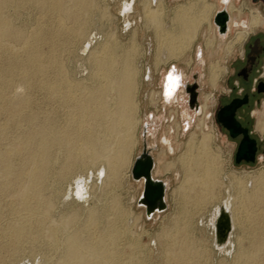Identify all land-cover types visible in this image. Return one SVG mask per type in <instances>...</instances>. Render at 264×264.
Here are the masks:
<instances>
[{
  "label": "bare ground",
  "instance_id": "1",
  "mask_svg": "<svg viewBox=\"0 0 264 264\" xmlns=\"http://www.w3.org/2000/svg\"><path fill=\"white\" fill-rule=\"evenodd\" d=\"M150 2L140 3L146 26L154 29L157 70L190 48L213 4L187 0L164 27L162 0ZM134 4L123 0L120 13L128 17ZM110 19L106 0H0V264H15L25 252L35 255L30 264H152L148 258L157 250L154 259L161 260L154 264H199L204 249L195 232L203 220L195 217L223 190L227 196L210 215L212 234L216 212L224 207L233 229L242 232L236 247L231 232L222 249L233 248L231 264H264V170L249 177L226 174L202 119L174 160L167 161L164 148L159 154L156 173L175 169L180 178L173 190L179 204L150 239L149 256L141 255L139 241L147 231L128 236L140 214L131 216L130 227V211L112 191L136 142L140 53L136 31L121 43L106 28ZM243 35L238 32L237 39ZM213 42L207 38L206 47ZM220 68L211 64L212 84ZM158 93H147L151 106ZM96 188L112 190L100 208Z\"/></svg>",
  "mask_w": 264,
  "mask_h": 264
},
{
  "label": "rangeland",
  "instance_id": "2",
  "mask_svg": "<svg viewBox=\"0 0 264 264\" xmlns=\"http://www.w3.org/2000/svg\"><path fill=\"white\" fill-rule=\"evenodd\" d=\"M122 1L123 0H113V1L106 0V4L108 6V13L112 16V20L110 19V21L106 25V28L110 31V35L114 33L116 35L115 37L117 41L121 43H125L129 39L130 34L133 30L136 31V43L138 45L137 46L138 52L140 53V56L138 55V58L136 60V65H137V69L139 73L138 90L136 94V102L138 105L136 119H138V122H137L136 128L134 129V138L136 142L132 147L129 162L124 167L122 174L120 175V179H119L120 185L117 188H115L113 191L111 189L107 191H101L100 188H99L100 191L98 190V188L94 189V191L95 193L98 192L96 194L98 195L99 198L101 197L103 198V199L101 198L100 201H98L100 203V205L98 206L99 208L100 206L103 207L107 204V199L109 197V194H111L112 192L118 194L120 197V202L122 206L128 212L130 211L128 213V216L130 217H127L128 219L127 222L130 225V227L132 224L131 216L137 217V215L140 214L138 215L140 217L138 226L136 228L134 226V228H132L133 234L129 233L128 236L132 235L133 237H138L137 233L141 231H147V233H149V235H143L142 238H139V241L141 244V252H142L141 255H143L144 257H148L149 256L148 251L150 248V239L156 236V233H158V231L160 232L161 229L165 225L169 224L171 217L175 213L174 209L176 211L178 204H179V199L177 196L178 194L174 192L175 191L174 189H176L175 186L177 187V185L179 184L180 178H177L175 169L173 170L170 169L169 171L163 172L161 174L156 173V170H155L157 169L159 164L163 162V159L161 162L159 161V154L161 152V144L157 140V138L159 137L160 133L163 131L164 124L167 120V117L169 116L168 108H164L162 104L159 102L158 109L155 110L154 107L151 106V103L149 102V98L147 99L148 92L150 94L151 91H154V88L157 89L160 87L158 75L164 72L166 73L165 74L166 76L167 74H169V72L172 70L173 67L175 68L176 72H178L181 75L182 79H187V78L190 79L191 75L193 74L197 75V83L199 84V102L201 105L205 103L204 97L208 96V100L206 101L207 110H206V114L204 115V119H205L204 131L212 132L211 146L215 151H218L220 153L219 155L222 158L220 159L223 161V168H224L223 170L226 174L233 173L238 176L245 175L246 177H249L252 174L255 175L258 173V171L264 170V157L259 156L257 162L255 163L241 164V165L235 164L232 161V151H233L232 143L226 137L222 136L216 131L215 126L212 123V119L209 116L211 105L214 101V95H215L216 89H218V87L220 86V81L222 80L223 75H224L226 61L235 54V52L239 49L240 44L242 42L243 37L242 39L241 38L237 39V33L243 31V27H241L240 23L231 24L227 35L222 36L216 33L215 25L213 24L211 20V16L213 14V10L220 7V3H218L216 0H208L209 3L213 4V10L209 18L208 24L207 22H204L203 24H201V27H199V30H198L199 32L197 31L198 33L194 41L192 42L190 48L184 52V55H182L180 59H174V61L171 60L168 63L161 65L159 67L160 69L158 68L157 70H154L153 64H152L153 63V60H152L153 51L155 47L154 29L152 27H147L144 22L142 6L140 3L141 0H135V4H134L135 10L133 13H130L128 17L123 16L122 13H120L119 11L120 4L122 3ZM185 1L186 0H162L163 5H164V16H163V22H164L163 26L164 27L168 26V22L173 13V10L180 4L184 3ZM150 5H151V2H150ZM231 15L233 18L236 17L235 12H232ZM127 19H129L130 22L132 23V27L129 30L126 29V24L128 22ZM208 36L211 38L215 37L214 38L215 41L213 42L214 45H212V47L210 48L206 47L207 45H205L207 38H209ZM199 46L202 48L203 57H204V61L200 65L197 64L196 62L197 59L195 57L196 48H198ZM149 48L151 50L150 53H148ZM197 55L199 56L198 52H197ZM187 59H191L190 64H187ZM217 63L221 67L220 68L221 70L215 82V85H212L209 81L210 66L211 64H217ZM148 67H150V73L152 75V77L149 79L147 78ZM17 89L20 90V87H18ZM17 92H20V91H17ZM179 92H180L179 100L181 101L183 100L182 98H184L183 88H180ZM155 93L157 92L155 91ZM179 110H180L179 107L178 109L174 110V113L169 117L170 122L172 121L173 117H175L176 119V116ZM187 110L191 112L188 108ZM151 114L154 115V119L151 118ZM146 115L148 116V121L146 119ZM201 116H202V112L199 114H196L195 120L197 117H201ZM146 124L151 131L155 130L154 135H152L151 132H147L145 137L142 136V128H143V125H146ZM181 124L183 125V122H181ZM185 128L186 126H184L183 129L185 130ZM180 138H181L180 141L183 143L187 138V134L185 133V135L180 136ZM144 143L146 144V146H150V148L152 149L151 154L155 161V167L153 170L154 177L162 179L167 182V190H166L167 207L164 211L155 213L152 216V218H149V219L146 218L145 216L144 208L137 204V199L142 190V182L135 181L131 177V168L133 165L134 158L141 152ZM216 148H219V149L216 150ZM175 157L176 156L167 155V161L174 160ZM177 169L179 170L178 166H177ZM110 191L112 192L110 193ZM173 192L175 193V195ZM102 195H105V196H102ZM226 196H227V193L224 192L223 190L218 195V197L214 200L217 203H214V201H212L208 205L209 207L207 206L205 208L206 210L204 209V211L201 212L202 214L200 213L199 215L195 217V221L198 220V218H202L203 220V225L200 223L199 225H197L196 223L197 231L195 232L196 237H197L196 238L197 243L201 246V248L204 249L203 255L198 259L199 264H210V263L220 264L221 262L224 264H231V261L233 260L232 258L233 248H230V249L227 248L228 250L232 251L231 253H229L227 251L219 250L214 245V235L212 234L211 226L209 225V220H208L211 210L214 208L215 205L220 204ZM131 211H133L134 213ZM161 223L164 226L162 225L160 227ZM241 235H242L241 229L239 230L238 227L232 230L231 240L233 241L235 247L237 246L236 245L237 239ZM206 237L209 239H207ZM203 239H205V241ZM152 244L153 242H151V245ZM124 250H128V247L125 246ZM159 252L160 250L159 251L157 250L155 251V253L152 252L150 254L151 258H148V260L150 259L149 260L150 263L154 264L161 260L159 258L154 259L157 257V255H159ZM32 255L34 254H29L25 252L23 255H21L17 259L18 262L16 261V263L23 264V262L25 261L27 264H30L34 260L33 257L35 256V255L34 256ZM37 257L40 258L39 256ZM35 262L36 261H34L33 264H36Z\"/></svg>",
  "mask_w": 264,
  "mask_h": 264
},
{
  "label": "flooded vegetation",
  "instance_id": "3",
  "mask_svg": "<svg viewBox=\"0 0 264 264\" xmlns=\"http://www.w3.org/2000/svg\"><path fill=\"white\" fill-rule=\"evenodd\" d=\"M216 1L220 3V7L213 10L211 16L216 33L222 36L227 35L231 24L240 23L241 27H243L241 32L244 35L239 49L226 61L224 75L220 81V86L216 89L209 116L216 131L232 143V161L237 165L255 163L259 156L264 157V130L260 128V124H264V0ZM232 12H235V18L232 17ZM216 17H218L219 21L225 20L226 22V27L222 32L219 31L218 26L214 23ZM196 53L197 48L195 57L198 59L196 60L197 64L200 65L204 61L202 48L200 47L198 57ZM190 62L187 64H190ZM172 70L176 71L175 68H172ZM165 74L158 75L160 87L154 88V92H159L157 104L155 107L153 106L154 109H158L159 102L162 106L165 105L164 108L169 109V116L164 124V129L157 140L161 144V149H165L166 155L177 156L186 141L182 143L180 136L186 133L188 137L190 132L197 131L196 125L199 123V119L203 120L202 128L204 130V115L207 110L206 99L208 96H206L207 98L204 97L206 101L201 105L199 102L197 75H191L190 79H181L178 73V86L172 90L170 95L164 98L162 96V88L165 82ZM212 85H215V83ZM180 88L184 90V98L181 101L179 100ZM191 92L196 94V99L192 106H190ZM178 107L180 110L176 119L173 117L170 122L169 117ZM201 112L203 114L202 117H197L195 120L196 114ZM146 117L148 121V116L146 115ZM151 118L154 119L153 114H151ZM181 122H183V126ZM184 126H186L185 130L183 129ZM142 130H145L146 134L147 132H151L152 135L155 133V130L151 131L147 124L143 125ZM243 140L254 146L253 162L246 161L244 158L240 159L239 162L236 161V152ZM179 145H181V148ZM147 148L152 153L150 146H147Z\"/></svg>",
  "mask_w": 264,
  "mask_h": 264
},
{
  "label": "water",
  "instance_id": "4",
  "mask_svg": "<svg viewBox=\"0 0 264 264\" xmlns=\"http://www.w3.org/2000/svg\"><path fill=\"white\" fill-rule=\"evenodd\" d=\"M214 23L218 26L220 32H222L226 27L225 20L219 21L218 17L214 19ZM186 90L189 91L188 88H186ZM195 96L196 94L191 92L190 106H192V103L195 101ZM145 135V130H142V136L145 137ZM253 153L254 146L243 140L236 152V161L239 162L240 159L244 158L246 161L253 162ZM154 167V158L144 143L141 152L134 158L131 168V177L135 181L142 182V190L137 199V204L144 208L145 216L148 219L152 218L155 213L164 211L167 207V185L164 180L153 176ZM212 213L213 209L211 210L210 215H212ZM210 215L209 219L211 218ZM213 224L214 245L219 250H222L227 245L230 233L233 230L230 213L225 210L224 207H220L216 212L215 218L213 219ZM209 225L212 226L210 220ZM229 251L230 250H227V252Z\"/></svg>",
  "mask_w": 264,
  "mask_h": 264
},
{
  "label": "snow or ice",
  "instance_id": "5",
  "mask_svg": "<svg viewBox=\"0 0 264 264\" xmlns=\"http://www.w3.org/2000/svg\"><path fill=\"white\" fill-rule=\"evenodd\" d=\"M179 83V77H176L172 74V72L169 73L167 77V83L165 84V95L168 96L171 94L172 90L178 86ZM103 172H101V175Z\"/></svg>",
  "mask_w": 264,
  "mask_h": 264
}]
</instances>
